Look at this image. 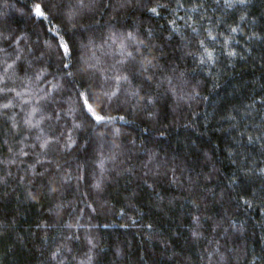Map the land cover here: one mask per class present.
<instances>
[{
    "label": "trees",
    "instance_id": "16d2710c",
    "mask_svg": "<svg viewBox=\"0 0 264 264\" xmlns=\"http://www.w3.org/2000/svg\"><path fill=\"white\" fill-rule=\"evenodd\" d=\"M184 2L190 7L191 0ZM35 3L49 7L46 20L35 16ZM51 3L0 0V41L19 37L23 55L31 59V48L39 57L34 67L51 65L48 71L55 73L57 29L74 45L75 61L93 52L100 56L92 44L109 28L141 36L151 30L157 75L176 77L173 82L180 86L177 95L165 91L167 84L154 88V103L135 112L114 99L106 114L127 122L114 121L103 140L90 127L73 132L77 143L71 153H50L61 165L59 173L54 160L43 177L27 173L26 164L9 163L24 129L10 132V122L0 118V176L12 173L0 183V264H56L51 253L62 241L76 256L65 264H78L89 249L86 237L96 245L93 264H217L219 255L211 261L208 255L216 248L224 256L220 264H264V0L227 11L206 0L200 25L221 34L214 47L217 60L208 65L188 54L196 50L195 37L187 46L175 35L169 38V9L176 8V0H131L118 10L90 14L80 21L86 27L77 28L67 26ZM158 4L168 8L154 16L148 8ZM201 13L204 9L192 15ZM175 15L184 16L185 9ZM237 24L238 32L230 33L229 26ZM228 48L237 55L226 56ZM71 123L69 118L67 127ZM113 126L120 130L115 137L120 148L115 161L105 159L97 191V163L112 155ZM51 174L64 177L55 192L48 187ZM77 218L83 228L63 227ZM70 234L80 240L64 241Z\"/></svg>",
    "mask_w": 264,
    "mask_h": 264
},
{
    "label": "snow or ice",
    "instance_id": "6c2138e0",
    "mask_svg": "<svg viewBox=\"0 0 264 264\" xmlns=\"http://www.w3.org/2000/svg\"><path fill=\"white\" fill-rule=\"evenodd\" d=\"M130 2L131 0H124V3L120 0H52L50 7L66 21L67 26L77 28L86 27L80 21L90 14L108 9L118 10L125 6V3ZM214 3L218 8L222 6L227 11L243 8L248 0H214ZM160 8H168V5L158 4L148 8V11L154 16H159ZM176 9H185V15L177 17ZM200 9H204V13L192 15ZM169 10L173 13L169 38L175 35L182 42L186 41L185 46H187L193 43L192 37H195L196 50L188 54L198 59L200 65H208L216 61L214 47L221 34L214 35L213 27L200 25V22L206 18V0H191L188 8H185L184 0H176V8ZM33 12L36 17L46 20L49 7L35 3ZM221 15L223 16V13ZM244 19L245 17L241 15L240 20ZM178 20L183 21V26L178 23ZM238 30L239 24L236 27L229 26L230 33H237ZM151 38V30L146 36H141L135 31L109 28L106 33H102L99 43L92 44V47L101 53L100 56L93 52L90 57L82 55L78 61H75L74 45L61 34V30L57 29L53 31V39L55 51L60 57V64L55 73H50L48 69L52 67L51 65L41 64L39 67H34L33 61L39 57L32 53L31 48L28 49L32 55L31 59L23 55L24 49L20 47L19 37L11 41L4 37L0 41V118H3L5 125L10 122V132H16L18 128L24 129V135L17 142L21 146L16 149L9 163L26 164L27 173L33 177H43L50 171V167L56 160V157L50 153H71L77 143L73 132L90 127L92 133L103 140L109 126L114 125V121L118 119L127 122L124 116L113 117L106 114L105 110L114 99L121 104L129 105L135 112L145 110L154 103L156 99L153 95L154 88L158 90L167 84L165 91L177 95L180 85L173 82L177 78L172 76L160 78L155 71L159 68V63L155 62L157 57L152 51L154 45L151 43ZM225 43L227 44V40ZM51 47L52 45L49 44V48ZM224 54L228 57L237 55L231 48H228ZM17 80L20 81L19 84L16 83ZM179 98L183 99V96ZM10 110H12L11 114H9ZM18 115L20 119L16 118ZM69 118L72 120L70 128L67 127ZM61 121L64 123L61 124ZM46 124L53 129L59 128L58 134L49 133L45 127ZM111 135L114 137L111 141L112 155L99 159L97 163L101 172V179L94 184L97 191L101 190L106 171L105 159L115 161L118 155L116 150L120 148L115 140V137L120 135L119 128L111 127ZM249 141H252V137H249ZM0 147L3 146L0 145ZM7 150L13 151L12 147H8ZM29 156L33 159L26 160L25 158ZM38 165L41 166L40 169L37 168ZM55 169L57 173L61 169L58 160L55 162ZM261 171L264 172V169ZM11 175L12 173L8 172L0 176V183H6ZM20 179L23 180L24 177ZM67 179H71V176ZM59 180H64V177L58 178L57 174H51L48 177L50 192L58 190ZM29 195L31 196V193ZM87 207L93 212L96 211L91 204ZM194 223L199 225V217H194ZM63 227L79 229L84 225L80 224L77 218L76 224L66 223ZM192 235L194 238L200 237V233L196 230H193ZM72 239L79 241L80 236L70 234L64 237V241ZM86 239L89 249L85 258L78 264H93L92 250L96 245L91 238L86 237ZM71 253L72 248L62 241L51 253V260L56 264H65V260L75 261L76 256ZM208 255L210 261L214 256L219 255L217 264L224 260L219 248Z\"/></svg>",
    "mask_w": 264,
    "mask_h": 264
}]
</instances>
